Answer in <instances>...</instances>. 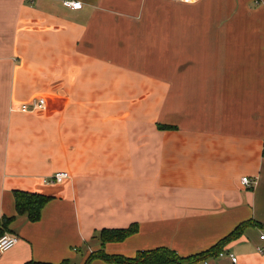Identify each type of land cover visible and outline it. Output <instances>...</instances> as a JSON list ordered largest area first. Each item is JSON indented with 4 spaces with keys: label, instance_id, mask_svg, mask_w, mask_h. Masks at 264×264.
Instances as JSON below:
<instances>
[{
    "label": "crops",
    "instance_id": "1",
    "mask_svg": "<svg viewBox=\"0 0 264 264\" xmlns=\"http://www.w3.org/2000/svg\"><path fill=\"white\" fill-rule=\"evenodd\" d=\"M78 1L0 0V264L187 256L247 221L199 264H264V0ZM14 189L51 196L37 221Z\"/></svg>",
    "mask_w": 264,
    "mask_h": 264
},
{
    "label": "trees",
    "instance_id": "2",
    "mask_svg": "<svg viewBox=\"0 0 264 264\" xmlns=\"http://www.w3.org/2000/svg\"><path fill=\"white\" fill-rule=\"evenodd\" d=\"M159 126L161 128H168V126L165 125ZM13 196L16 213L26 214L27 218L30 221H37L40 218L42 208L51 198V196L43 193L30 192L21 189H14ZM13 219V216H3L0 219V235H2L6 231H11L9 228V224ZM249 223L251 222L247 221L237 225L232 231L218 240L213 246L209 247L206 250H202L187 256L179 255L174 249L168 248L166 246H160L149 250H137L135 255L132 257L109 254L105 252L103 248H100L96 251L91 252L85 260L84 264H89V262L94 258H99L105 262L114 264H199L209 257H216L217 255H220L224 245L240 235L243 228ZM137 230V222H132L127 227L122 228H102L99 232L100 244L101 246H103L106 242L121 241L129 235L137 232ZM24 264L52 263L30 260L28 262H25ZM60 264H69V262L67 259H64L60 262Z\"/></svg>",
    "mask_w": 264,
    "mask_h": 264
},
{
    "label": "built area",
    "instance_id": "3",
    "mask_svg": "<svg viewBox=\"0 0 264 264\" xmlns=\"http://www.w3.org/2000/svg\"><path fill=\"white\" fill-rule=\"evenodd\" d=\"M179 1L185 2V3H192L197 0H179ZM63 4L71 9H79L82 6V3L78 0H63ZM45 105H46L45 98L37 97V98H33L29 102L22 103L20 105L19 110L22 112H30V111H33L39 108H43ZM68 177H69V174L67 171L58 170L54 172L53 174H51L50 176H48L47 178H45L43 182L46 184H59L65 179H67ZM254 182L255 180L247 176H243L241 178V183L246 186H251V184H253ZM260 238L264 239V234H261ZM17 240H18L17 236L12 235L8 232H4L2 235H0V252L6 251L10 249L11 247H13L14 244L17 242ZM257 249L259 252L263 251L262 247H258ZM222 254L223 253L221 252L220 255ZM229 255L231 257V260L235 262L236 257L233 254H229Z\"/></svg>",
    "mask_w": 264,
    "mask_h": 264
},
{
    "label": "rangeland",
    "instance_id": "4",
    "mask_svg": "<svg viewBox=\"0 0 264 264\" xmlns=\"http://www.w3.org/2000/svg\"><path fill=\"white\" fill-rule=\"evenodd\" d=\"M90 263V262H89ZM84 264V263H83Z\"/></svg>",
    "mask_w": 264,
    "mask_h": 264
}]
</instances>
